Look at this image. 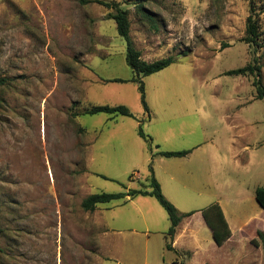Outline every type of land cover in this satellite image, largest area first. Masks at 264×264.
<instances>
[{
    "label": "rangeland",
    "instance_id": "1",
    "mask_svg": "<svg viewBox=\"0 0 264 264\" xmlns=\"http://www.w3.org/2000/svg\"><path fill=\"white\" fill-rule=\"evenodd\" d=\"M98 1L128 11L142 59L175 57L141 77L147 110L114 10ZM250 1L264 31V0H143L153 20L136 0H0V264L179 262L154 197L98 204L101 213L81 207L93 193L150 190V168L163 196L193 212L184 217L197 233L192 264H264L239 228L252 219L264 228L254 198L264 187V98L252 85L256 75L264 85V46L243 39ZM248 64L257 71L226 74ZM100 104L125 105L135 118L82 114ZM211 203L238 232L222 246L202 223Z\"/></svg>",
    "mask_w": 264,
    "mask_h": 264
},
{
    "label": "trees",
    "instance_id": "2",
    "mask_svg": "<svg viewBox=\"0 0 264 264\" xmlns=\"http://www.w3.org/2000/svg\"><path fill=\"white\" fill-rule=\"evenodd\" d=\"M100 4L104 5L108 9H113L114 13L109 14V18L113 19L116 24V30L119 36H121L125 41V61L126 64L135 72L136 77L132 78L131 81L136 82L138 85V89L141 93L142 103L147 110L146 104L144 102V86L141 80V77L150 75L155 73L170 64L175 62V57L173 55H168L167 57L156 59L154 61H146L141 58L140 51L135 47L133 40L130 36V22L128 19V11L119 6L118 3L114 2H104L98 1ZM255 3L250 1L249 3V11L250 13L246 17V27H245V36L244 40L246 43L254 45V46H264V31L260 30V26L258 23V18L255 15ZM135 11L139 13L141 16L146 17L150 20H153L152 16H150V12L146 9L143 4V0H136ZM154 27V25H153ZM257 67L251 64L246 66L231 69L226 71L228 75H244L245 73H254ZM6 78L0 76V85L4 84ZM113 81L123 82L121 79H114ZM252 85L255 88L256 97L258 99L264 98V85L261 84L258 75L253 79ZM97 113H105L108 114L110 118H115L117 115L134 117L131 111L125 105H116L110 106L106 104L100 105H92L85 108L82 111V114H97ZM138 135L142 138L151 141V138L148 135H145L142 131L141 125L138 127ZM157 147V146H156ZM190 150L183 151H159L158 153L163 157H182L188 154ZM150 173L147 176L149 180L150 190H146L143 187L138 189H129L124 193H93L87 195L81 201V207L85 211H93L98 204L109 203L112 201L122 200L123 202L128 199L134 198L138 195H148L154 197L159 204L166 211L169 227L165 232V247L170 250L171 242L173 239V235L175 233L176 227L179 224L181 218L183 216H187L192 214L189 213H181L179 212L173 204H171L161 193L160 185L158 181L155 179L153 175V171L150 168ZM254 198L256 202L259 204L261 208L264 209V187L260 186L255 189ZM202 217L207 225V227L211 231V236L214 243L217 246H221L231 235L228 223L224 217L221 207L217 203H211L205 208L201 209ZM255 247H260L262 249L264 255V232L261 230H257L256 237L252 238L250 241ZM171 264H177L176 261H173Z\"/></svg>",
    "mask_w": 264,
    "mask_h": 264
},
{
    "label": "crops",
    "instance_id": "3",
    "mask_svg": "<svg viewBox=\"0 0 264 264\" xmlns=\"http://www.w3.org/2000/svg\"><path fill=\"white\" fill-rule=\"evenodd\" d=\"M112 118H110L109 116H108V120H111ZM84 131H85V133L87 132V129L86 128H84ZM190 153V152H189ZM188 153V154H189ZM187 155V154H186ZM170 179H172L171 177H170ZM138 196H141V195H138ZM137 197V196H136ZM135 198V197H134ZM134 198H131V199H128L127 201H131L132 199H134ZM261 209H263V208H261ZM264 210V209H263ZM100 212V209L98 208V206L96 205V207H95V209L93 210V212H95V213H97V212ZM180 212V211H179ZM222 212H223V210H222ZM101 213V212H100ZM181 213H183V212H181ZM193 214V213H192ZM223 214H224V212H223ZM191 215V214H190ZM200 215H201V217H202V214H201V211H200ZM184 217H186V216H183L182 218H181V220H180V222H179V224L177 225V227H176V230H175V233H174V235H173V239H172V242H171V247H172V249H170V250H168L166 247V249L168 250V251H171V252H173L175 255H178V256H182V258L181 259H179V262H177V264L178 263H184V264H192V260H193V258L196 256V252H197V250L199 249L198 248V245H197V238H196V230H193V228H192V225H191V223H188V222H184ZM224 217H225V219H226V216H225V214H224ZM168 219V218H167ZM264 220V219H263ZM169 221V220H168ZM202 223H204L205 225H206V223H205V221H204V219H203V217H202ZM226 221H227V219H226ZM256 221H258L257 223H255V219H252L250 222L249 221H247V222H245L243 225H241L239 228H242V229H244L245 230V234H246V236H247V243H249V241L252 239V238H255L256 237V232H257V230H261V231H263L264 232V228L262 227V225H263V221H260V220H256ZM227 223H228V226H229V229H230V232H231V235H230V237L226 240V241H228L229 239L231 240V239H233V238H235V237H237L236 235L238 234V232L236 231V232H233L232 230H231V227H230V224H229V222L227 221ZM143 224H144V229H143V231L145 232L144 234L146 235V232H147V223L145 222V221H143ZM169 225H170V223H169ZM251 225H253L252 227H250ZM207 226V225H206ZM250 227V228H249ZM209 229V228H208ZM127 230H128V232H131V233H136V228L135 227H127ZM210 230V229H209ZM167 231V230H166ZM121 232V229H118L117 230V232L116 233H120ZM211 232V231H210ZM165 234V233H164ZM236 234V235H235ZM165 237V236H164ZM147 237H146V239L144 240L145 242L147 241ZM225 241V242H226ZM224 242V243H225ZM129 243H131V244H137L138 243V240L137 241H134L133 239H132V241L131 240H129ZM223 243V244H224ZM222 244V245H223ZM143 245L146 247V243H143ZM221 245V246H222ZM111 246H114L115 247V249H114V251H117V249H116V247L117 246H119L118 245V241L117 240H115L114 242H113V244H111ZM99 251V246L97 245V252ZM186 259H187V261H186ZM176 261V260H175ZM145 262H147V260H145ZM201 264H208V262L207 261H204L203 263H201Z\"/></svg>",
    "mask_w": 264,
    "mask_h": 264
}]
</instances>
